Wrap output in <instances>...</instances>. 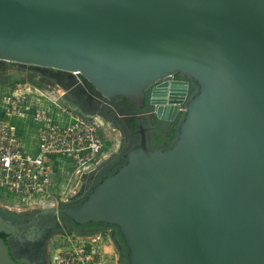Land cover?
Listing matches in <instances>:
<instances>
[{
	"label": "water",
	"instance_id": "1",
	"mask_svg": "<svg viewBox=\"0 0 264 264\" xmlns=\"http://www.w3.org/2000/svg\"><path fill=\"white\" fill-rule=\"evenodd\" d=\"M0 60L149 98L160 121L184 108L169 148L143 135L81 202L42 213L116 225L128 264H264V0H0ZM19 263L0 239V264Z\"/></svg>",
	"mask_w": 264,
	"mask_h": 264
},
{
	"label": "built area",
	"instance_id": "2",
	"mask_svg": "<svg viewBox=\"0 0 264 264\" xmlns=\"http://www.w3.org/2000/svg\"><path fill=\"white\" fill-rule=\"evenodd\" d=\"M35 93L43 95L49 106H41ZM25 117L35 123L28 141L14 123ZM104 145L100 124L92 115L63 100L59 103L36 86L17 82L0 97V187L15 197L45 199L56 171L66 163L78 170L75 172L91 173L104 156ZM55 261L99 264L97 253L87 245L62 252Z\"/></svg>",
	"mask_w": 264,
	"mask_h": 264
},
{
	"label": "flooded vegetation",
	"instance_id": "3",
	"mask_svg": "<svg viewBox=\"0 0 264 264\" xmlns=\"http://www.w3.org/2000/svg\"><path fill=\"white\" fill-rule=\"evenodd\" d=\"M173 76L175 80L189 83V96L197 92V84L193 83L189 77L180 73H175ZM78 77L81 79V86H74L73 89L76 101H72L66 93L67 99L65 101L82 113L92 115V118L96 119L100 126L103 122L97 116L102 117L104 120L103 116L109 118L112 123L120 127L124 143L123 149L119 153L112 155L103 163H99V167H96L89 174L85 183L88 192L103 177L113 174L120 165L126 162L125 154L141 143L143 135H145L151 148H169L172 145L178 134L179 123L184 117L183 106L180 107V112L174 121H160L157 119L154 109L148 103L149 98L145 108L133 106L121 97L108 99L88 85L82 78L83 76L78 74ZM158 138L160 140H157ZM82 198L64 204H77L76 202ZM41 210L20 213L0 206V221L10 227V234L0 231V239H3L4 244L9 248L11 257L18 260L19 264H22L23 260H28L29 264H47L46 247L53 233L58 230L65 233H67V230H71L72 233L76 234L92 235L104 229L112 230L115 228L117 229L115 236L120 241V230L114 225L107 226L108 224L103 223V225H100V223L76 224L66 218L63 219L61 216L60 221H58L53 213H42Z\"/></svg>",
	"mask_w": 264,
	"mask_h": 264
},
{
	"label": "rangeland",
	"instance_id": "4",
	"mask_svg": "<svg viewBox=\"0 0 264 264\" xmlns=\"http://www.w3.org/2000/svg\"><path fill=\"white\" fill-rule=\"evenodd\" d=\"M17 82L36 86V88L57 98L59 103L62 100L66 103L64 100L67 99L66 94L72 101H76L73 89L74 86H81V79L78 74L38 65L0 60V86H11ZM103 117L105 120L97 116L103 122L100 131L105 143V153L103 154L105 156L102 155L103 158L100 163L119 153L124 146L120 127L112 123L109 118ZM75 170L74 167L59 168L58 177L55 178L56 189L53 188L45 199L24 200L13 195H0V206L20 213H31L34 210L49 206L59 208L62 206L61 203L76 201L88 192L85 183L90 173H77ZM116 230L115 228L112 230L104 229L92 235L76 234L72 233L71 230H67V233L60 230L55 231L46 247L47 264H56L55 257L58 254L83 245L94 249L99 264H127L126 250L118 237L115 236Z\"/></svg>",
	"mask_w": 264,
	"mask_h": 264
},
{
	"label": "crops",
	"instance_id": "5",
	"mask_svg": "<svg viewBox=\"0 0 264 264\" xmlns=\"http://www.w3.org/2000/svg\"><path fill=\"white\" fill-rule=\"evenodd\" d=\"M11 86H0V97L3 94H6V92L11 88ZM33 97L36 98V101L39 102V104H41V106H43V107L49 106L48 100L45 97H43V95L35 93V94H33ZM14 123L16 125H18V130H19V132L22 135L24 140H27L29 138V136L31 137V133L34 130V127H35V123L32 121L31 118H29V117L16 118V119H14ZM104 153L105 152L103 150V154ZM64 167H69L70 168L71 165L69 163L68 164L66 163V165L60 166V168H64ZM56 177H58V170L56 171V174H55V177H54V183L52 185V189L53 188L56 189V187H55L56 186V183H55V178ZM0 195L1 196H5V195H7V196L9 195L10 196L12 194L7 192L6 190H4L3 188L0 187Z\"/></svg>",
	"mask_w": 264,
	"mask_h": 264
},
{
	"label": "trees",
	"instance_id": "6",
	"mask_svg": "<svg viewBox=\"0 0 264 264\" xmlns=\"http://www.w3.org/2000/svg\"><path fill=\"white\" fill-rule=\"evenodd\" d=\"M83 78V77H82ZM85 81H86V83L88 84V85H90V86H92L91 85V83L90 82H88L85 78H83ZM93 87V86H92ZM94 88V87H93ZM95 89V88H94ZM157 140H160V138H158ZM101 181V180H100ZM99 181V182H100ZM86 196V195H85ZM85 196L81 199V200H79V201H77L76 203H79V202H81L84 198H85ZM63 219H65L66 217H62ZM73 222V221H72ZM100 225H103L102 223H100ZM107 226H109V225H107ZM115 227H117L116 225H114ZM118 228V227H117ZM119 229V228H118ZM119 237H120V242L122 243V245H123V247H124V249L126 250V257H127V264H128V250H127V248H126V246H125V241H124V239H123V236H122V234H121V232H119Z\"/></svg>",
	"mask_w": 264,
	"mask_h": 264
},
{
	"label": "bare ground",
	"instance_id": "7",
	"mask_svg": "<svg viewBox=\"0 0 264 264\" xmlns=\"http://www.w3.org/2000/svg\"><path fill=\"white\" fill-rule=\"evenodd\" d=\"M64 100H66V99H64ZM67 103V102H66ZM68 104V103H67ZM78 173V172H77Z\"/></svg>",
	"mask_w": 264,
	"mask_h": 264
}]
</instances>
